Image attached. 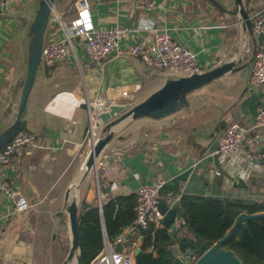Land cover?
I'll list each match as a JSON object with an SVG mask.
<instances>
[{
    "label": "crops",
    "instance_id": "crops-1",
    "mask_svg": "<svg viewBox=\"0 0 264 264\" xmlns=\"http://www.w3.org/2000/svg\"><path fill=\"white\" fill-rule=\"evenodd\" d=\"M77 1L54 0L51 12L60 14L65 26L75 24ZM140 1L88 0V14L95 28L152 23L151 30L122 39L119 53L91 62L75 39L64 60L50 70H36L22 119L37 146L0 168V175L13 192L26 197L29 208L12 214V203L0 192V264H55V254L69 245L66 207L71 202V190L67 203L63 196L86 160L84 157L77 164L87 146L89 120L98 133L104 125L98 111L109 104L131 106L165 80L181 76L169 70L148 69L137 56L127 53L135 43L149 46L154 29H165L173 40L192 50L202 73L229 61L233 68L186 93V107L172 114L126 118L111 126V139L102 150L107 172L97 178L96 200L90 196L74 201L76 210L97 206L116 195L134 194L140 185L157 180L163 181L158 202L184 194L264 200V165L254 159L255 152L264 151V128L254 126L256 109H264V85L248 83L252 59L263 49L264 30L259 34L251 31V21L264 9L263 1L240 0L246 21L236 12L233 0H150L154 7L149 11L139 7ZM2 2L0 129L13 121L19 102L26 72L28 27L38 0ZM60 36L58 23L48 19L43 38ZM9 103L14 108L8 111ZM227 120L236 122L246 133L236 165L219 162L221 171L216 175L207 150ZM140 130L145 135H140ZM125 235L140 244L135 229L125 231ZM67 261L65 258L61 264Z\"/></svg>",
    "mask_w": 264,
    "mask_h": 264
},
{
    "label": "built area",
    "instance_id": "built-area-1",
    "mask_svg": "<svg viewBox=\"0 0 264 264\" xmlns=\"http://www.w3.org/2000/svg\"><path fill=\"white\" fill-rule=\"evenodd\" d=\"M264 3V0H262ZM0 0V11L2 8ZM139 7L144 10H152L153 3L150 0H141ZM75 24L65 26L60 14L50 12L49 18L58 23L61 36L43 38L40 52L39 66L50 68L64 60L68 55L73 41L76 39L82 46V51L91 62L104 61L112 55L119 53V42L130 36L138 35L140 31L152 29L149 21L139 23L135 27H113L95 28L90 22L88 0H78L75 5ZM264 30V9L251 21V31L259 34ZM261 51H258L253 59L248 83L250 86L264 85V39ZM127 53L137 56L144 66L152 70H169L181 76H191L202 73V68L195 61V54L171 38L163 29H154L153 40L149 46L143 47L137 43L128 47ZM89 108H87V112ZM89 120V133L91 129ZM254 126L264 128V109L258 107L254 114ZM246 129L240 127L236 122L227 120L216 140V153L218 164L235 166L242 149L243 137ZM90 136L86 142L92 147L94 140L90 143ZM37 146L34 135L27 130H19L6 144L0 148V168L8 165L11 161L18 160L25 150ZM254 159L264 165V151H257ZM220 162V163H219ZM95 172L104 174L107 172L106 155L99 153L94 161ZM216 175L219 174L215 170ZM162 180L151 184H142L135 191V204L133 207V220L129 229L138 231L149 227L162 225V215L157 209V192L162 185ZM0 192L12 203V214L21 213L29 208L25 196L11 190L8 181L0 175ZM179 197L169 196L164 203L168 207H175ZM100 207L99 205H97ZM125 231L117 235L113 241L103 238L101 250L90 260L89 264H134V251L138 249L137 240L128 241ZM195 258H192L194 261Z\"/></svg>",
    "mask_w": 264,
    "mask_h": 264
},
{
    "label": "water",
    "instance_id": "water-1",
    "mask_svg": "<svg viewBox=\"0 0 264 264\" xmlns=\"http://www.w3.org/2000/svg\"><path fill=\"white\" fill-rule=\"evenodd\" d=\"M235 10L241 18L246 21V14L241 7L240 0H233ZM54 0H38V5L34 13V17L29 24V42L26 58V72L19 97V102L15 111L13 121L0 131V148L6 144L19 130L25 126V121L21 118L23 113L28 93L31 89L36 70L39 68L40 52L43 41V35L51 7ZM247 23V22H245ZM234 63L229 61L215 67L209 71L194 74L191 76H179L174 79H167L163 85L151 92L144 100L135 103L131 106L123 104H109L105 109L97 112V117L102 124L106 133L102 138H99L93 143L90 152L85 160V170L82 172L79 181L85 179L88 170L94 167V161L99 153L103 150L112 136L110 127L118 122L126 119H136L139 117L159 118L172 114L179 108L186 107L185 94L208 83L212 79L222 75L233 68ZM117 115V116H116ZM116 116V117H115ZM208 153L211 154L214 167L217 170L221 169L218 166V159L216 153V140H214L208 148ZM75 184L71 183L64 192L63 200L68 202V194ZM97 186V182H96ZM219 200L233 202V203H252V199L244 198L242 196L237 198L231 197H216ZM97 205L100 206L99 203ZM159 213L162 215V225L170 227L169 238L160 246L164 252V258L169 264H243L242 260L237 257L230 249L222 246L223 242L230 236L233 229L240 223L246 227L245 221L262 214L248 215L245 213L239 214L233 221L230 229L215 243L208 248H205L206 241L197 235L192 236V240L180 241L175 236L178 222L180 221V214L173 207H168L164 202H159L157 205ZM67 218L69 224V248L66 255V260L70 259L75 254V264L78 261V239L76 228V204L68 202L66 207ZM101 230L103 237H105L104 228L101 223ZM134 230V229H133ZM132 232V231H131ZM141 241V238H140ZM139 251L136 249L135 253ZM200 252L198 256L197 253ZM195 258L192 261V258Z\"/></svg>",
    "mask_w": 264,
    "mask_h": 264
},
{
    "label": "trees",
    "instance_id": "trees-1",
    "mask_svg": "<svg viewBox=\"0 0 264 264\" xmlns=\"http://www.w3.org/2000/svg\"><path fill=\"white\" fill-rule=\"evenodd\" d=\"M39 68L50 70L52 67ZM22 130H26L25 126ZM134 204L135 194H128L110 197L101 203L100 207L80 206V210L76 212L79 264H89L101 250L104 238L101 223L108 241H113L117 235L130 227ZM175 209L179 212L182 222L179 221L174 236L180 241H188L192 240L193 235H197L206 241L204 249L218 241L230 229L239 214H262L247 219L246 227L242 223L238 224L222 246L230 249L243 264H264V200L241 204L211 196L184 194L179 197ZM168 228L161 225L141 231L135 229L141 241L138 244L139 251L134 254V264H169L160 248L169 238ZM177 233L180 235L177 236ZM126 238L133 240L129 236ZM199 254L200 252L196 256Z\"/></svg>",
    "mask_w": 264,
    "mask_h": 264
},
{
    "label": "rangeland",
    "instance_id": "rangeland-1",
    "mask_svg": "<svg viewBox=\"0 0 264 264\" xmlns=\"http://www.w3.org/2000/svg\"><path fill=\"white\" fill-rule=\"evenodd\" d=\"M6 108L8 109L9 111V108L10 109H13L14 108V105L13 103H9ZM91 117H92V114H91ZM93 123V121H92ZM8 126V125H7ZM104 125L99 129L98 133H97V136L93 137V140H94V143L99 139V138H102L104 136V134L106 133V131L104 130ZM26 128L29 129L30 128V125L27 124L26 125ZM2 129H0L1 131ZM140 132V135H145L143 134L144 132H142V130L139 131ZM90 136V133H89V127L87 129V137ZM91 139V138H90ZM85 144L88 146H86L82 151H81V154H80V157L78 158V161H77V164L79 162H81L84 157L86 159L88 153L90 152V145H88L87 142H85ZM99 176V172H95L93 169H90L88 170L87 172V176L85 177V179L79 181L80 179V176L78 175L76 181L74 182L75 186L71 188V193H72V196L70 197V200L71 202L73 201H77V202H80L81 199L83 198H86V197H92V200H96V197H97V186H96V182H97V178ZM81 185H80V184ZM75 192V193H74ZM70 202V201H69ZM68 248H69V245L66 246L64 248V250L61 251V253H59L58 255L55 254V264H61L65 258H66V255H67V251H68ZM66 264H75V254H73L71 256L70 259H68L67 263Z\"/></svg>",
    "mask_w": 264,
    "mask_h": 264
},
{
    "label": "bare ground",
    "instance_id": "bare-ground-1",
    "mask_svg": "<svg viewBox=\"0 0 264 264\" xmlns=\"http://www.w3.org/2000/svg\"><path fill=\"white\" fill-rule=\"evenodd\" d=\"M99 106V105H98ZM97 106V107H98ZM101 106V105H100ZM96 107V108H97ZM97 111V110H96ZM90 133H91V136H96V133H97V129L95 128V126H91V129H90ZM92 138V137H91ZM92 140V139H89V141ZM85 170V162H84V165L82 167V169L80 170V172L78 173L79 176H81L82 172ZM80 184V183H79ZM81 185V184H80Z\"/></svg>",
    "mask_w": 264,
    "mask_h": 264
}]
</instances>
